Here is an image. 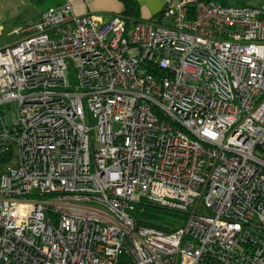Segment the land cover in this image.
I'll return each instance as SVG.
<instances>
[{
	"label": "built area",
	"instance_id": "1",
	"mask_svg": "<svg viewBox=\"0 0 264 264\" xmlns=\"http://www.w3.org/2000/svg\"><path fill=\"white\" fill-rule=\"evenodd\" d=\"M13 34L0 264H264V0L108 23L65 3ZM141 201L187 219L138 227Z\"/></svg>",
	"mask_w": 264,
	"mask_h": 264
},
{
	"label": "trees",
	"instance_id": "2",
	"mask_svg": "<svg viewBox=\"0 0 264 264\" xmlns=\"http://www.w3.org/2000/svg\"><path fill=\"white\" fill-rule=\"evenodd\" d=\"M41 3L44 0H38ZM123 5L124 17L129 21H141V9L136 0H120ZM222 6H237V7H257L262 0H214ZM234 2V3H233ZM255 2V4H250ZM159 15V14H158ZM157 15V16H158ZM156 17V16H155ZM132 216L138 227L153 229L166 234L173 233L178 230L186 221V214L176 211H170L161 208L158 205L141 201L136 207Z\"/></svg>",
	"mask_w": 264,
	"mask_h": 264
},
{
	"label": "crops",
	"instance_id": "3",
	"mask_svg": "<svg viewBox=\"0 0 264 264\" xmlns=\"http://www.w3.org/2000/svg\"><path fill=\"white\" fill-rule=\"evenodd\" d=\"M54 6L59 7L65 3L73 7L77 16H93L97 23H108L114 16L123 12L120 0H53ZM141 9V21H149L161 13L164 0H136ZM44 12V11H43ZM39 13L40 18L41 14Z\"/></svg>",
	"mask_w": 264,
	"mask_h": 264
},
{
	"label": "rangeland",
	"instance_id": "4",
	"mask_svg": "<svg viewBox=\"0 0 264 264\" xmlns=\"http://www.w3.org/2000/svg\"><path fill=\"white\" fill-rule=\"evenodd\" d=\"M53 6V0H44L41 3L38 0H0V24L4 27V33L0 37V49L16 42L17 37L13 34L16 27L29 20H37L40 12Z\"/></svg>",
	"mask_w": 264,
	"mask_h": 264
}]
</instances>
